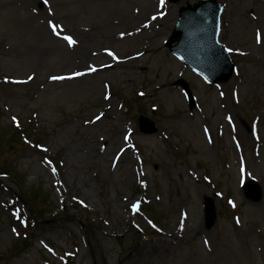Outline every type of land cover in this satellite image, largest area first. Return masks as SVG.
I'll list each match as a JSON object with an SVG mask.
<instances>
[{
	"label": "rangeland",
	"instance_id": "374dc122",
	"mask_svg": "<svg viewBox=\"0 0 264 264\" xmlns=\"http://www.w3.org/2000/svg\"><path fill=\"white\" fill-rule=\"evenodd\" d=\"M148 1L0 0V264H68L70 257L72 264H264V0H218L220 42L236 70L216 84L165 44L180 10L201 0H150L143 19L152 30L102 41L105 24ZM60 2L69 7L55 13L75 15L71 24L101 28L90 49L110 48L128 61L123 41L134 39V69L110 80L46 81L71 69L69 50H57L47 27L45 6ZM37 41L56 52L44 60L27 55L23 48ZM99 114L106 131L87 124ZM141 118L155 132L140 130ZM13 128L22 143L10 137ZM117 129L134 144L111 143ZM254 180L258 201L244 191ZM22 194L34 195L43 211L27 248L18 210L37 214ZM207 198L217 212L212 227Z\"/></svg>",
	"mask_w": 264,
	"mask_h": 264
},
{
	"label": "bare ground",
	"instance_id": "6f19581e",
	"mask_svg": "<svg viewBox=\"0 0 264 264\" xmlns=\"http://www.w3.org/2000/svg\"><path fill=\"white\" fill-rule=\"evenodd\" d=\"M151 4L152 1L149 0L146 6L141 7V11L134 12L131 15H124L122 18L111 20L108 25L105 24L107 31L106 34L102 35V41L108 42L110 39L122 40L124 37H135L141 33H148L150 30H152L151 24H149L147 20L143 19L147 15L146 11L149 7H151ZM67 7H69L67 2L54 3L51 5L47 4L45 6V10L48 13H52L47 27L51 30L53 38L58 40L57 50L62 52L60 46H66L71 57H67V66L65 67V70L71 68L67 73L48 76L46 78V81L76 82L82 81L86 78L97 77L99 74H101V76H105L106 80H110L117 78L118 74L116 73V71H118V69H122V71L134 69V67L138 63L135 60L140 56L138 52L139 50H137L136 47L133 48L135 44H137L134 39L128 38L123 41V43H126L127 41L126 53L130 55V60L128 61H125L122 57L117 58L115 55H109V52L112 53L110 48L99 49L98 47H94L90 49L89 43L94 41V35H100L99 33L101 28H99L98 25L85 27L78 23L71 24L69 21L72 16L75 17V15H58L57 13H55L59 11H61L62 13L66 12ZM20 17L22 19L23 15L21 14ZM22 21V23L24 24L25 21ZM49 22H51L52 25L57 26V32L59 33V35L53 32V29L49 25ZM64 36H71L73 40L76 41V43L74 45H69L68 42L63 39ZM37 42L40 43V41ZM38 43L32 42L29 46L23 48V50L29 56L37 55V58L41 60L46 59L47 57H49V55L56 52V50H54L55 47L41 45L42 43ZM92 69H95V71H93ZM77 72L81 73L82 75H75ZM54 77H56V79H54ZM102 119V114H99L94 116L90 121H88L87 124L98 125V131H106L107 128L102 127ZM100 121L102 124L100 123ZM110 127H112L113 129L115 127H118V124L115 122H111ZM116 131V136L113 139H109L114 145L118 143L119 140L121 142H128V140H131L127 134L120 133L119 129H117ZM93 138L94 136L92 134L90 137L91 146L87 147L85 150L87 154H89V151L93 147V145L96 144L95 141H92ZM100 142L103 146L106 144L105 141ZM133 144L134 142L131 140L127 145L132 146Z\"/></svg>",
	"mask_w": 264,
	"mask_h": 264
},
{
	"label": "water",
	"instance_id": "95a60500",
	"mask_svg": "<svg viewBox=\"0 0 264 264\" xmlns=\"http://www.w3.org/2000/svg\"><path fill=\"white\" fill-rule=\"evenodd\" d=\"M176 3L180 0H170ZM222 7L215 0H205L188 6L181 12V22L173 37L167 43L170 49L180 55L187 65L205 75L212 82H227L234 70L227 52L218 42L220 32V15ZM176 47L172 44L178 41ZM187 88V86L185 85ZM141 130L147 134L155 132V126L146 118L140 119ZM247 196L258 201L260 194L256 184H249L245 188ZM208 227H212L217 219L215 205L211 200L205 204Z\"/></svg>",
	"mask_w": 264,
	"mask_h": 264
},
{
	"label": "trees",
	"instance_id": "16d2710c",
	"mask_svg": "<svg viewBox=\"0 0 264 264\" xmlns=\"http://www.w3.org/2000/svg\"><path fill=\"white\" fill-rule=\"evenodd\" d=\"M14 130H13V135L12 136H10V137H14V138H17V139H19V141L22 143V139H21V137H20V133L19 132H17L16 130H15V128H13ZM21 136H22V138H23V134H22V132H21ZM14 138H11V140L13 141L14 140ZM5 141V140H4ZM0 144H2V140H0ZM3 174H7V175H10L11 176V172H9V171H6V172H4L3 171ZM38 192V191H37ZM40 192V191H39ZM41 193V192H40ZM38 195H39V193H38ZM20 200L26 205V206H28V208H30L31 210H32V213H34V214H37L36 216H37V219L36 218H29V219H31V220H29L28 221V223H27V226L29 227V228H32L31 227V223H34V224H37L38 222H39V218H41V216H42V214H43V211L40 209L41 207H40V202H38V201H36V198H35V196L33 195V196H30V197H26L25 196V194H22L21 195V198H20ZM40 201V200H39ZM44 203H46V202H44ZM32 221V222H31ZM91 227V226H90ZM29 238H30V235H29ZM23 246H25L26 248H27V240H23Z\"/></svg>",
	"mask_w": 264,
	"mask_h": 264
},
{
	"label": "snow or ice",
	"instance_id": "6c2138e0",
	"mask_svg": "<svg viewBox=\"0 0 264 264\" xmlns=\"http://www.w3.org/2000/svg\"><path fill=\"white\" fill-rule=\"evenodd\" d=\"M164 0H161V4H163ZM52 29H53V32L56 33L57 35H59V33L57 32V26L56 25H51ZM64 40H66L68 42L69 45H74L76 43L75 40H73V38L71 36H64L63 37ZM257 42L259 43L260 40H259V34H258V39H257ZM109 55H113V53L109 52ZM93 71H95V69H92ZM75 75L79 76V75H82L81 73L77 72ZM54 79H56V77H54ZM62 79V77H61ZM15 119V118H13ZM99 119V117H98ZM53 172H55V169H53ZM133 208H137L136 205H133Z\"/></svg>",
	"mask_w": 264,
	"mask_h": 264
}]
</instances>
